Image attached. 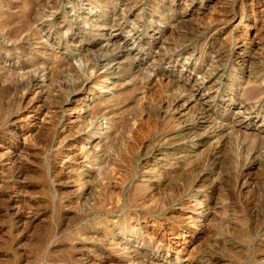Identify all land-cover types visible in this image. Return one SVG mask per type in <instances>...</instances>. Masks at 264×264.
Listing matches in <instances>:
<instances>
[{"label": "rangeland", "instance_id": "1", "mask_svg": "<svg viewBox=\"0 0 264 264\" xmlns=\"http://www.w3.org/2000/svg\"><path fill=\"white\" fill-rule=\"evenodd\" d=\"M0 264H264V0H0Z\"/></svg>", "mask_w": 264, "mask_h": 264}, {"label": "bare ground", "instance_id": "2", "mask_svg": "<svg viewBox=\"0 0 264 264\" xmlns=\"http://www.w3.org/2000/svg\"><path fill=\"white\" fill-rule=\"evenodd\" d=\"M93 73V72H92ZM91 76V75H90ZM77 89V88H76ZM84 89V88H83ZM158 203V202H157ZM196 227V226H195Z\"/></svg>", "mask_w": 264, "mask_h": 264}]
</instances>
